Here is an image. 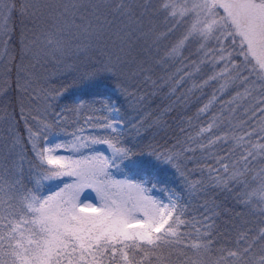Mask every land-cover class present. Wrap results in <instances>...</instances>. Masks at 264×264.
I'll return each mask as SVG.
<instances>
[{
	"label": "snow or ice",
	"instance_id": "obj_1",
	"mask_svg": "<svg viewBox=\"0 0 264 264\" xmlns=\"http://www.w3.org/2000/svg\"><path fill=\"white\" fill-rule=\"evenodd\" d=\"M0 264H264V0H0Z\"/></svg>",
	"mask_w": 264,
	"mask_h": 264
},
{
	"label": "trees",
	"instance_id": "obj_2",
	"mask_svg": "<svg viewBox=\"0 0 264 264\" xmlns=\"http://www.w3.org/2000/svg\"><path fill=\"white\" fill-rule=\"evenodd\" d=\"M69 91H70V93H72V92L76 91V89H70ZM219 199H220V201H223V197H220Z\"/></svg>",
	"mask_w": 264,
	"mask_h": 264
},
{
	"label": "rangeland",
	"instance_id": "obj_3",
	"mask_svg": "<svg viewBox=\"0 0 264 264\" xmlns=\"http://www.w3.org/2000/svg\"><path fill=\"white\" fill-rule=\"evenodd\" d=\"M225 99H227V97ZM86 191H88V190H86ZM91 198H94V194H91Z\"/></svg>",
	"mask_w": 264,
	"mask_h": 264
}]
</instances>
